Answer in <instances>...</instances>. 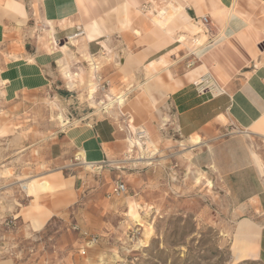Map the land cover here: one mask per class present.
<instances>
[{"label": "rangeland", "instance_id": "1", "mask_svg": "<svg viewBox=\"0 0 264 264\" xmlns=\"http://www.w3.org/2000/svg\"><path fill=\"white\" fill-rule=\"evenodd\" d=\"M174 1L147 0L149 4L142 14L157 17L176 4ZM165 16L166 21L161 19L152 24L153 28L157 25L163 29L173 17L171 11ZM196 25L192 35L182 34L186 41L179 54L183 57L177 64L180 71L200 63L192 51L196 49L193 39L203 37L198 34L201 27ZM25 28L27 34L6 25V34L0 41V252H4L0 261L264 264V260H233L232 229L241 213H234L216 171L210 166L209 154L204 152L196 161V148L193 151L181 147L162 136L155 148L150 135L141 140L143 150H127L129 136L137 138L136 132L144 129L142 124L162 110V106L150 108L142 98V85L147 80L141 72L136 79L133 75H114L120 62L118 51L111 49L99 58L94 57L95 70V63L88 57H80L75 47L66 46L67 40L54 42L48 32L51 27L32 20ZM207 38L205 42L201 39L203 48L208 45ZM131 45L129 42V48ZM120 49L124 54L136 50ZM40 52H57V62L39 71L34 56ZM116 76L121 86L116 85ZM124 92L127 95L122 106L105 107L113 96ZM137 100L139 111L134 107ZM143 106L150 112L140 113ZM89 114L109 118L116 125L126 145L123 154L91 168L87 164L79 166L77 161L63 169L46 164L51 135L79 124ZM166 126L167 122L160 120L157 131L162 133ZM139 157L147 160H135ZM55 172L60 173L61 180L72 181L75 199L67 203L65 191L42 196L39 204L55 213L40 231L34 232L30 224V218L36 214L32 212L34 199L27 198L20 185L26 177L50 182L52 176L48 175ZM117 181L125 184L126 193L107 198ZM50 184L55 187L53 181ZM17 198L20 206L14 208ZM129 202L136 205L138 220L128 215ZM29 207L30 222L20 213Z\"/></svg>", "mask_w": 264, "mask_h": 264}, {"label": "crops", "instance_id": "2", "mask_svg": "<svg viewBox=\"0 0 264 264\" xmlns=\"http://www.w3.org/2000/svg\"><path fill=\"white\" fill-rule=\"evenodd\" d=\"M179 1L187 5L185 13L188 20L171 34L169 43L156 51H152L156 40L150 34L157 28H153L152 24L160 23L161 19L166 21L165 15L169 14L170 8L167 12H159L157 17L148 18L143 15L149 4L147 0H0V41L6 34V25L27 34L25 27L30 21L38 20L42 25L51 27L48 32H51L54 42L67 40L66 46L75 47L77 55L88 57L92 64L106 50H117L120 66L113 74L133 75L136 79L141 72L147 80L142 85L145 87V102L153 109L162 106V110L153 114V119H147L142 124L155 142V148L158 140L167 137L168 141L181 147L193 151L196 148V161L204 152L209 154L210 166L216 171L234 213H241V218L232 229L230 249L232 247L233 260L236 263L262 261L264 0ZM202 15L209 18L215 39L205 48L200 45L201 39L204 38V42L206 39L203 33L202 38L193 39V42H198L192 51L200 63L192 69L180 71L177 64L183 59L179 54L185 45L184 35L193 34L194 28L198 27L195 19ZM129 42L132 43L130 48L136 50L124 54L120 48L130 49ZM177 43L181 46H176ZM66 46L63 49H67ZM129 56L144 58L140 65L129 69L125 64ZM34 58L37 69L41 71L56 63L58 54L40 52ZM94 65L96 70L97 64ZM190 75H194L193 80L189 79ZM204 76H210L224 93H199L195 84ZM115 83L121 86L118 76ZM124 94L126 97L127 93ZM134 104H140V101ZM139 107L135 108L136 111ZM142 108L140 113L143 110L150 112L146 106ZM97 117V114H89L79 124L52 134L46 151V164L63 169L72 167L74 161L79 162V166H86L85 163L97 165L120 157L126 146L122 135L109 118ZM160 120L167 122V128L162 133L157 131ZM126 141L128 143V138ZM59 174L48 175L52 176L50 182L55 185L54 191L40 193L39 200L46 194L67 192L58 186V182L67 181L61 180ZM19 201L15 199L14 208L20 206ZM39 205L50 213V217L39 230H34L31 226L36 214L31 215L30 227L34 232L40 231L55 213L41 203ZM29 209L20 213L30 222ZM0 264H13V261L4 260Z\"/></svg>", "mask_w": 264, "mask_h": 264}, {"label": "bare ground", "instance_id": "3", "mask_svg": "<svg viewBox=\"0 0 264 264\" xmlns=\"http://www.w3.org/2000/svg\"><path fill=\"white\" fill-rule=\"evenodd\" d=\"M174 3L175 4H171V8L169 9L172 12V19L169 23L168 26L165 27V29L161 30L157 27V29H154L150 36L156 40V42L154 41V45L152 47V51H156L159 48L165 46L167 43H169L172 40L171 34L177 30L178 28H180L181 26H183L184 24H186V20H188L187 15L185 13V8L187 5H185L184 3L180 2L179 0H175ZM165 12H167L165 10ZM194 31V30H193ZM51 33V32H50ZM137 33V32H136ZM200 34H202V30L200 31ZM198 42L197 40H194V43ZM143 57H132L129 56L126 59V67L129 69H132L134 67H137L138 65H140L142 63ZM152 68V67H150ZM153 70V68L151 69ZM77 75H75L74 77H76ZM66 77L68 79H72V77L70 75H66ZM189 79H194V75H190ZM201 82V80L198 82V84ZM216 84V83H215ZM217 86V85H216ZM218 88V86H217ZM145 87L143 88V91L141 93V96L144 94V97L142 96V98H144L145 100ZM111 102L105 106V107H113L114 104H116L117 106H122L125 102V94H119L117 96H113L111 99ZM139 104H134V107L136 108ZM8 128H6V134H7ZM144 138H148L149 134L147 131H145L144 129H141L140 131ZM131 148H136L137 150H143V143L141 141L140 138H131V135L129 136V146L128 149ZM135 160H147L146 158H137ZM87 164V163H85ZM94 164H87V166L89 168L93 167ZM58 186L62 187L64 190L67 191V203L73 202L74 201V194L71 191V186H72V181L71 180H67L65 182H58ZM21 189L23 190L25 196L27 198H34L33 204H32V212L36 213V216L32 219V228L34 230H39L45 220L50 217V213H48L47 211L43 210L41 205H39V194L40 193H46L49 191H54V188L52 187V185L50 184V182L48 181H44L41 182V179H36V178H31V177H27L25 178V181L20 185ZM128 215L131 216L133 219L138 220L139 216L136 212V205L133 202H129L128 203ZM238 260V259H236Z\"/></svg>", "mask_w": 264, "mask_h": 264}, {"label": "built area", "instance_id": "4", "mask_svg": "<svg viewBox=\"0 0 264 264\" xmlns=\"http://www.w3.org/2000/svg\"><path fill=\"white\" fill-rule=\"evenodd\" d=\"M196 23L201 27L202 32L208 37L206 41H208V44L211 43L212 39L214 38L212 34V29L209 23V18L205 15L200 16L195 19ZM79 35L82 34V32H78ZM210 37V38H209ZM195 86L198 87L199 93L203 92H209L214 93L215 95L223 94V90L221 88H217L215 82L210 76H204L199 84H195ZM141 130H138L136 132V137L142 139H145L143 134L140 132ZM102 164H104L102 162ZM22 190V189H21ZM126 186L122 181H117L113 188L108 192L107 198H110L112 196H120L126 193ZM23 191V190H22ZM10 223V222H9ZM4 252H0V255Z\"/></svg>", "mask_w": 264, "mask_h": 264}]
</instances>
